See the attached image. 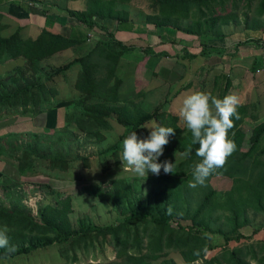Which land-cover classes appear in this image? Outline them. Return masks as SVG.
Masks as SVG:
<instances>
[{"label":"rangeland","instance_id":"rangeland-1","mask_svg":"<svg viewBox=\"0 0 264 264\" xmlns=\"http://www.w3.org/2000/svg\"><path fill=\"white\" fill-rule=\"evenodd\" d=\"M41 1L38 0V3ZM53 2V7L62 9L66 16H70L69 11L73 10L93 13L97 11L113 17L114 22H117L116 19L126 22L120 24L123 31H129V34L125 35L128 41H125L124 46L130 47L132 52L124 57L126 60L121 62L120 67L114 72L100 60H91L90 68L95 75L99 61L103 63L104 67L101 69L107 73L109 79L101 82L105 88L116 78L124 80V87H121V90L123 93L127 91L125 98L132 103L129 104V108L135 114L152 113L163 105L167 98L172 99L169 105H164V109H160L161 112L165 111L164 114L159 115L158 119L148 121L135 132L138 139H146L149 136L151 130L144 127H151L153 122L172 127L174 130L178 126L182 132L189 130L178 110V106L182 105L177 103L179 100L183 101L184 96L198 91L195 89L206 80L204 70L197 71L193 76L192 73H188L187 79L191 80L184 82L185 92L179 95L174 93V84L167 79L172 78L171 72L174 69H178L174 74L176 78L180 74L186 76L183 71L185 51L201 55L203 46L215 41L210 42L204 37L209 31V26L214 23V18L216 21L213 30L217 34L226 27H246V21L251 25L260 23L257 21L264 23L263 18L260 20L257 18V8L262 0H217L213 11L206 10V16L200 13L193 3L179 6L171 3V0H53ZM212 14L214 17H211ZM167 25L173 30L188 31L190 35L178 32L176 36H166L163 34L166 31L163 26ZM154 32L162 33L163 36L157 37ZM198 33L201 35L198 36ZM155 46L157 50H168L173 56L169 57L167 54L168 59L165 57L160 60L151 58L145 50L154 49ZM181 59L183 61H179ZM70 61V58H65L63 66ZM160 61L167 76L160 70L161 77L154 76ZM56 64L52 59L49 70L43 74L49 77L55 87L59 75L63 76L66 72L73 71L72 65L66 71L56 73L55 70L58 69L54 68ZM194 65L197 67L196 63ZM133 66L137 68L134 71L136 73L127 74ZM169 68L172 69L170 73ZM192 68L191 65L190 70ZM34 75L35 73L31 71L18 73V76L28 83L34 82V77L35 80H41L42 75ZM105 78L95 77V80L101 81ZM66 83L64 94L68 97L72 91L74 94V88L73 83L70 84L68 81ZM158 86L165 89L166 95L160 97L151 95L155 89L153 91L150 89ZM48 89L44 88L42 97H38L35 92L31 101L37 106L43 104L45 109L49 93H53L50 99L53 97L54 100L58 93L52 84ZM140 90L142 92H138ZM138 93H147L146 96L144 94L142 102L140 97L135 96ZM244 107L245 110L239 113V121H234L239 133L229 131V138L234 140L236 150L227 159L223 168L210 175L204 185L195 188L189 186L193 182L191 171L201 158L181 156L183 151L178 145L180 134L184 133L175 130L157 162L167 160L175 163L174 167L182 163L185 175L165 174L161 169L159 175L149 172L145 178L128 171L127 164L122 158V136L126 129L116 120L107 118L110 128L106 130L97 123V120L90 118L88 122L82 123V126L78 123L71 125L68 133L62 132L64 124L61 123L60 134H67L64 138L65 143L57 147L61 151V160L52 162L51 159H27L22 155L19 165L27 168L26 176L23 180H14L15 183L6 181L0 187L2 199L0 207L20 210L25 217L34 219L37 227L42 224L38 212L47 210V217L62 214L68 225L80 234L62 245H53L12 260L0 261V264H229L230 250L249 264H258L254 257L259 253L258 247L261 248L264 243V230H260L254 236L252 232L262 228L264 214L257 213L252 201L248 199L253 198L255 192L264 186V136L254 146L251 145L250 138L254 128L263 122L264 104ZM173 117L177 119L174 124L176 126L172 124ZM46 132L49 134L44 135L47 138L57 139L58 133L55 130L50 129ZM87 133H99L103 138L98 141L97 136ZM47 143L49 144L48 140ZM45 156H49V153H45ZM229 174L232 175L228 179ZM165 176H170L174 180L167 181L161 178ZM172 186L177 187L173 193L177 200L174 209L173 205L169 207L184 219L187 218L185 220L187 224L192 223V216L198 214L196 211L207 196L208 203L199 215L201 216L199 221L211 229L221 231H227L235 225H247L244 228L239 227L244 239L239 243L230 241L224 245V240L216 233L211 235V240H205L203 235L197 234L198 232L185 231L176 223L167 229H161L141 218L134 217L127 223L124 222L131 217L132 211L142 206L156 210L159 206L156 205L155 199H160L164 188ZM260 191L264 197V189L261 188ZM117 194L121 198H116ZM234 210L237 211V219L233 214ZM90 226L112 229L89 231L86 228ZM2 227L0 225V228ZM83 228L85 232L81 231ZM205 249L207 251H204ZM196 252H199V255H195Z\"/></svg>","mask_w":264,"mask_h":264},{"label":"trees","instance_id":"trees-1","mask_svg":"<svg viewBox=\"0 0 264 264\" xmlns=\"http://www.w3.org/2000/svg\"><path fill=\"white\" fill-rule=\"evenodd\" d=\"M171 3L178 4L179 6H184L185 4L193 3L197 7L198 11L200 13H204V15L206 16V10L213 11L215 5L217 4V0H171ZM203 8H205V11H203ZM257 9H258L257 18H259V20L261 18L264 19V0H262V2L260 3ZM69 14L72 17L75 16L74 18L77 21L84 24L91 30H94L96 28L101 29L99 26L104 21L114 20L113 17L107 14H101L100 12L97 11L93 13V12H80L73 10V11H69ZM213 15L214 14H212L211 17H214ZM116 20L119 24L124 23V21H121L119 19ZM215 21L216 18H214V23L209 26V31L204 35V37L207 38L206 40H210V42L212 40H218L223 37L220 32L217 34L213 30V28L215 27ZM257 22L260 23L251 25L246 21L245 28L247 30L262 29L264 23L261 24L262 21H257ZM199 24H201V22H199ZM163 28H165V30L169 32L172 36H176L178 32L190 35L188 31H183L180 29L173 30L168 25L163 26ZM101 30L103 31V33H105L108 42L107 41L98 42L96 46H94V49L92 51H89L83 56H79L75 58L74 59L75 61L72 60L68 64H64V66L59 67L57 70H55L56 73H60L66 71L70 66L74 64H79L82 67V71L80 73L76 85L77 90L80 92V94L70 102L64 104L62 103L57 104L56 107L58 105H61L60 108L63 107L65 109V113H66L65 123L63 129H61L62 132L64 133H68L67 131H70L69 127L71 125H74V123H78L80 126H82L83 125L82 123L88 122V119L90 118L97 120L98 121L97 123L107 130L110 128L108 125L107 118H112L125 127L126 132L122 136V139L124 140L127 137V135L132 131L137 132L139 128H141L145 123H147L152 119H158L159 115H161L162 113L164 114L165 111L161 112V110L164 109V105L165 106L169 105L172 99L167 98L164 101L165 103L163 105H160V107H157L152 113L135 114L129 108L130 105H132V103H130L128 99L120 97L119 94V87L121 85L120 79L116 78V80L112 84L107 85V88H105L103 83L101 82L108 81L109 79L96 81L95 75L93 74V72H91V68H90L92 64L91 60H93L95 56L100 58L99 60L104 62L108 66L109 70L114 72L118 67H120L121 62L126 60L124 57L132 52V49L130 47L124 46L122 43L115 41L114 37L110 33H108L106 29L102 28ZM200 35L201 33H198V36ZM80 43L81 41L71 39L69 36H63L60 34L57 36L47 32H44L40 36V38L35 42H22L20 40L19 33L16 32L9 39L6 40L0 39V62H4L10 59L22 58L31 72L35 73L36 76H38V74L44 76L41 71V68L39 67L42 62L48 60L55 53L61 51L62 49L67 48L69 46L79 45ZM221 52L222 50H218L217 48H214L211 42L209 45L207 44L203 46V51L201 53V56L206 57L214 53H221ZM146 53L148 55H151V58H155L157 60H160L161 58H165L168 56L166 52L156 53L153 49H148V48L146 49ZM183 57L184 59L192 60L196 58V55L190 54L188 51H185ZM99 66H104V65L103 63L99 62ZM255 68L256 67H254L253 69L255 70ZM184 77H185L184 74H180L177 77L178 82L183 80ZM95 82L98 83L96 84ZM33 84L34 86L38 85L39 87L38 97H42L43 92H42L41 81L35 80L34 78ZM24 90L25 88L18 89L17 91L13 92V94H11L8 91L0 90V105L1 106L5 105L6 102H8V99H14V97L17 94L19 93L22 94ZM27 91H30V88H28ZM94 101H98L99 103ZM34 108L35 111H41L40 105L37 106V104L34 103ZM244 110H245L244 106H239L237 109L238 114L243 112ZM232 119L233 121H239L235 119V117H233ZM175 120H177L176 117L175 118L173 117L172 120L173 126H176L174 125L176 124ZM236 128H238V126L234 122V127L230 131L239 133V130H236ZM54 130L58 133L57 139L55 140L50 139L49 137L47 138L46 136H39L38 134H28L30 139H32V142L23 143L21 145L19 143L20 137L23 136V134L25 133H13V135L11 136H13V146L15 147L13 149V153L14 151L15 153H17L16 155L14 154L16 161L19 163L22 160L21 158L22 155L27 159H51L52 162L60 161L61 151H59L57 147L65 143L64 138L67 136V134H60L61 130L58 131L57 128H55ZM175 130H177L178 133H184V134H180V141L178 145L179 149L184 152L191 144V140H192L191 132L190 130H188L187 132H182V130L181 131L179 130L178 126H176ZM87 134L97 136L98 141H101L103 138V136L99 133H95V134L87 133ZM263 136H264V120L260 125H257L252 131L250 138L251 145L252 146L256 145L259 139H261ZM170 137L171 135L169 136V138ZM47 140L49 144L47 143ZM15 142L18 143L16 144ZM197 148H198V144L192 145V153L190 155V158L196 156L195 153ZM47 152L49 153V156H45V153ZM183 165L184 164L181 163L173 167V173L179 174V176H184L185 172L183 171L184 169ZM17 171L20 174V176H23L27 173L26 172L27 168H25L24 165L21 166L18 164ZM192 172L193 170L191 171V174ZM231 175L232 174L227 175L228 176L227 178L229 179ZM161 178L167 181L174 180L170 176H165ZM13 182L15 183L14 180ZM261 188L264 189V186H261L258 189V191L255 192L253 198H249L248 200L252 201V204L255 206L257 213L261 212L264 214V197L260 191ZM176 190L177 187L174 186L170 188H164V190L161 191L162 193L160 194V199L157 198L155 199L156 205L159 206L157 207L156 210H154L153 208L147 209L144 206H142V208L135 209L134 211H132L131 217H128L127 220H125L124 222L127 223L134 217L141 218L152 223L157 228H161V229H167L171 227L172 224L176 223L181 229L185 231L190 230V232H192L194 230L195 232H198L197 234L203 235L205 240H211V235L216 233L222 237V239L224 240V245H227L230 241H236L239 243L242 239H244V236L240 232V229L246 227L247 225L244 224L240 226L235 225L234 227L230 228L227 231H221V230L211 229L204 222L199 221L201 217V216L199 217V215H201L206 204L208 203L207 196L205 197L203 202L199 205V208L196 211V213L198 214H194L192 216L191 224L189 223L187 224L185 221L187 218L184 219L180 214H177L174 210H172L171 214H168L167 209L169 208V206L173 205L172 209H174V205H176L177 197L173 194ZM116 198H121V196L117 194ZM158 200H160L159 203ZM46 212L47 210H44V212L42 211L38 212L41 216L40 223L42 224L40 227H37L34 219L30 217H25L24 215H22L23 213H21L20 210H13L12 208L3 209L0 207V225L7 226L8 228L7 235L9 237L10 247L14 246L15 249L13 251H9L8 249L0 248V261L12 260L18 256L28 255L32 252H36L38 250L51 247L53 245H62L68 242L71 238H74L80 234V232L73 230L68 225L66 218L62 214L51 215L47 217ZM233 214L237 219L236 210H234ZM122 225L124 224L122 223ZM86 229H89V231L104 230V229L111 230L112 227L90 226L89 228ZM260 230H264V225L262 226V228L253 231L252 235L253 236L257 235V233ZM81 231L85 232L86 230L83 228L81 229ZM258 248H259V253L257 256L254 257V259L257 261L258 264H264V243L262 244L261 248L260 247ZM229 256H230L229 264H249L248 262L242 260L239 257V255L236 254L233 250L229 251Z\"/></svg>","mask_w":264,"mask_h":264},{"label":"crops","instance_id":"crops-1","mask_svg":"<svg viewBox=\"0 0 264 264\" xmlns=\"http://www.w3.org/2000/svg\"><path fill=\"white\" fill-rule=\"evenodd\" d=\"M53 5V0H42L37 9H30L18 3V0H0V39H9L13 34L18 32L22 42H35L44 32H47L57 36L59 34L69 36L71 39L81 41L79 45L64 48L53 57L42 62L39 67L43 74L47 73L49 70L52 59L54 63H57L54 68H59L63 66L65 58H70L72 61L92 51L98 42H108V40H104V38L107 37L101 30L102 28L106 29L112 36L114 35L115 41L126 45L125 41H128V39L125 35L129 34V31H123L121 29L122 25L120 26L119 23L104 21L99 26L101 29L96 28L91 30L84 24H80L74 17L66 16L62 9L53 7ZM163 34L172 36L167 31ZM163 34L154 32V35H157V37H161ZM221 34L223 36L222 38L212 42L214 48L222 50L221 53H214L206 57L195 54L196 58L192 60H179L184 62L185 67L183 71L186 74L183 80L180 81V84H178V78L174 76L178 69H174L173 72H171L172 69L169 68V73L171 72L173 76L167 80H171L172 85L174 84V93L179 95L185 92L183 91V85H186L184 82H186V80H191L187 79L188 73H192L191 75L193 76L197 74V71L204 70L206 80H203L200 87L195 90L211 93L212 96L220 99H223L226 95L235 94L240 98V106H259L264 104V28L260 30H247L242 26L226 27L225 29L223 28ZM153 50L156 53L166 52L169 54V57L173 56L166 49L157 50V46H155ZM166 58L168 59V56ZM99 59L100 58L95 56L93 61ZM160 63L161 61L156 67L157 72H155L156 74L154 76L161 77L160 72L162 71L164 75L167 76L165 73L166 71L163 69V63ZM194 63L197 64V67ZM191 65L193 68L190 70ZM97 67L98 71L95 73L96 79H98V77L103 78L104 76L106 77L105 79H107V73L101 69L104 66ZM254 67H256L255 70L253 69ZM72 69L73 71L66 72L63 76L59 75L58 79H56V87L53 82L50 81L49 77L42 76L40 80L42 83V92L44 88L49 90L48 88L50 84H52L53 88L56 89L58 93L56 92L57 94L54 100L53 97L50 99V95H53V93L50 92L47 98L48 103L46 102L44 105L45 109H43V104H39L41 111H35L33 106L34 103L31 101V98L35 92L36 95L39 94V87L38 85L34 86L33 82L28 83L18 76L19 72L27 73V71H30L25 61L22 58H18L0 62V90L8 91L13 94V92L18 89L25 88L22 94L19 93L14 99H8L5 105H0V187L6 181L14 183L13 180H23L26 176V174L20 176L17 171L19 163L14 156V154L16 155L17 153H13V149L15 148L13 146V136H11L13 133H25L20 137L19 143L21 145L23 143L32 142L28 134H38L39 136L49 135L46 132L47 130L49 131L50 129L54 130L57 128L59 131L60 124L65 123V109L63 107L60 108L61 105L57 107L56 105L68 103L80 94L76 85L82 67L79 64H74ZM136 69L137 68L133 66L132 69L127 71V74L128 72L136 73L134 72ZM138 69L140 70V67H138ZM67 81L70 84L73 83L72 87L74 88V94H72V91L68 97L64 94ZM123 83L124 80L122 79L119 87L121 98H125V94H127V91L123 93L121 90V87H124ZM161 86L150 89L151 91L155 89L151 95L154 97L166 95L167 92H165V89ZM28 88H30V91H27ZM138 92H142V90ZM46 93H48V91H46ZM144 94L146 96L147 93H138L135 96L140 97V102H142ZM40 100H42V98ZM178 102L177 105H182L181 100ZM41 103L43 102L41 101ZM47 106L48 108H46ZM181 107L182 106H178V110H180ZM176 112L178 111L176 110ZM263 120L264 116L262 121ZM15 143L17 144L18 142ZM7 199L10 200V198H6V200ZM1 201L2 199L0 196V202Z\"/></svg>","mask_w":264,"mask_h":264},{"label":"clouds","instance_id":"clouds-1","mask_svg":"<svg viewBox=\"0 0 264 264\" xmlns=\"http://www.w3.org/2000/svg\"><path fill=\"white\" fill-rule=\"evenodd\" d=\"M239 106L240 98L235 94L220 99L211 93L195 91L183 98L180 116L190 130L192 140L181 156L189 158L192 145L198 144L195 154L201 158L193 168L190 187L204 185L210 175L225 166L227 159L236 150L234 140L229 138V131L234 127L232 118H240L237 111ZM144 128L151 130L146 139H138L135 131H132L122 141V158L128 171L145 178L149 172L159 175L161 169L165 174L173 173L175 163L157 161L163 155L164 146L169 143V136L175 134L174 128L156 122ZM171 212L169 207L167 213ZM7 233V226L0 228V248L13 251L15 249L14 246L10 247ZM194 254L199 255V252Z\"/></svg>","mask_w":264,"mask_h":264},{"label":"built area","instance_id":"built-area-1","mask_svg":"<svg viewBox=\"0 0 264 264\" xmlns=\"http://www.w3.org/2000/svg\"><path fill=\"white\" fill-rule=\"evenodd\" d=\"M18 3L30 9H37L39 5L38 0H18Z\"/></svg>","mask_w":264,"mask_h":264},{"label":"bare ground","instance_id":"bare-ground-1","mask_svg":"<svg viewBox=\"0 0 264 264\" xmlns=\"http://www.w3.org/2000/svg\"><path fill=\"white\" fill-rule=\"evenodd\" d=\"M22 7V6H21ZM75 13V12H74ZM75 17V16H74ZM80 21H81V19H80ZM125 23V22H124ZM104 26V25H103ZM61 29V28H60ZM99 31V30H98ZM119 31V30H118ZM112 35V34H111ZM114 36V35H113ZM131 39V38H130ZM66 40V39H65ZM109 44V43H108ZM129 44V43H128ZM111 45V44H110ZM52 48H53V46H52ZM111 49V48H110ZM146 51V50H145ZM93 53V52H92ZM75 61V60H74ZM32 77V76H31ZM35 78V77H34ZM33 80V79H32ZM48 103V102H47ZM17 108V107H16ZM53 108V107H52ZM8 153V152H7ZM14 153H15V151H14Z\"/></svg>","mask_w":264,"mask_h":264}]
</instances>
